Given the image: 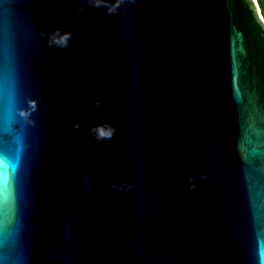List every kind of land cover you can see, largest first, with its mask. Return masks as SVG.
<instances>
[{"label":"water","instance_id":"1","mask_svg":"<svg viewBox=\"0 0 264 264\" xmlns=\"http://www.w3.org/2000/svg\"><path fill=\"white\" fill-rule=\"evenodd\" d=\"M0 264H264L255 0H0Z\"/></svg>","mask_w":264,"mask_h":264},{"label":"trees","instance_id":"2","mask_svg":"<svg viewBox=\"0 0 264 264\" xmlns=\"http://www.w3.org/2000/svg\"><path fill=\"white\" fill-rule=\"evenodd\" d=\"M255 1L259 10V14L261 18L264 20V0H255Z\"/></svg>","mask_w":264,"mask_h":264}]
</instances>
